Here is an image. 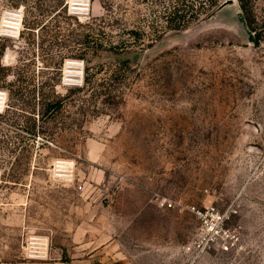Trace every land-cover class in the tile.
<instances>
[{"label": "rangeland", "instance_id": "obj_1", "mask_svg": "<svg viewBox=\"0 0 264 264\" xmlns=\"http://www.w3.org/2000/svg\"><path fill=\"white\" fill-rule=\"evenodd\" d=\"M177 2L0 0V264H264V0Z\"/></svg>", "mask_w": 264, "mask_h": 264}, {"label": "trees", "instance_id": "obj_2", "mask_svg": "<svg viewBox=\"0 0 264 264\" xmlns=\"http://www.w3.org/2000/svg\"><path fill=\"white\" fill-rule=\"evenodd\" d=\"M177 1L178 2L175 6V11L173 12L175 14V17L171 18L169 24V27L171 28L187 27L191 23V21L198 20L202 15L210 13L211 10L217 7L224 0H177ZM248 1L249 0H239V3L243 10L242 11L243 19H245L244 10L246 9ZM255 40L257 41V37H255ZM92 42L93 44L97 43L96 40L90 39L88 35H86L81 40V43L84 45L85 50L86 48L90 47ZM85 50L73 54V57L82 58L87 62H89L90 60L89 58L86 57L87 52ZM58 104H59L58 102L55 103L48 102L47 111L51 106L55 105V107H57ZM47 111L43 113V116L47 113Z\"/></svg>", "mask_w": 264, "mask_h": 264}, {"label": "bare ground", "instance_id": "obj_3", "mask_svg": "<svg viewBox=\"0 0 264 264\" xmlns=\"http://www.w3.org/2000/svg\"><path fill=\"white\" fill-rule=\"evenodd\" d=\"M7 23H8L7 27H13L15 29V34L19 33V31H20V23H18V22L16 23V22H13V21H7ZM16 25H18V26H16ZM66 163H67L66 161H59V165L58 166L64 168Z\"/></svg>", "mask_w": 264, "mask_h": 264}, {"label": "built area", "instance_id": "obj_4", "mask_svg": "<svg viewBox=\"0 0 264 264\" xmlns=\"http://www.w3.org/2000/svg\"><path fill=\"white\" fill-rule=\"evenodd\" d=\"M14 14V17L19 21V23L21 24L22 23V20H23V14L20 13V12H17V13H13ZM83 67V66H82ZM169 206H172L171 203H168Z\"/></svg>", "mask_w": 264, "mask_h": 264}, {"label": "water", "instance_id": "obj_5", "mask_svg": "<svg viewBox=\"0 0 264 264\" xmlns=\"http://www.w3.org/2000/svg\"><path fill=\"white\" fill-rule=\"evenodd\" d=\"M234 2H235V0H224V1L219 5L218 9H221V8H223V7H225V6L229 5V4H232V3H234Z\"/></svg>", "mask_w": 264, "mask_h": 264}]
</instances>
